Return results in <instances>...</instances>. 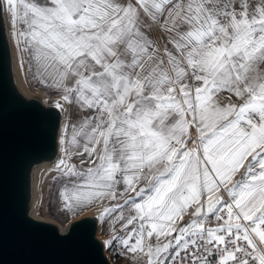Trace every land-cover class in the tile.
I'll return each instance as SVG.
<instances>
[{
  "label": "snow or ice",
  "instance_id": "1",
  "mask_svg": "<svg viewBox=\"0 0 264 264\" xmlns=\"http://www.w3.org/2000/svg\"><path fill=\"white\" fill-rule=\"evenodd\" d=\"M5 11L55 107L88 113L59 138L65 211L100 205L104 246L144 264H264V0Z\"/></svg>",
  "mask_w": 264,
  "mask_h": 264
},
{
  "label": "water",
  "instance_id": "2",
  "mask_svg": "<svg viewBox=\"0 0 264 264\" xmlns=\"http://www.w3.org/2000/svg\"><path fill=\"white\" fill-rule=\"evenodd\" d=\"M1 57L0 47V264H109L91 221L60 234L24 216L20 162L50 148L56 122L40 105L10 96Z\"/></svg>",
  "mask_w": 264,
  "mask_h": 264
},
{
  "label": "rangeland",
  "instance_id": "3",
  "mask_svg": "<svg viewBox=\"0 0 264 264\" xmlns=\"http://www.w3.org/2000/svg\"><path fill=\"white\" fill-rule=\"evenodd\" d=\"M11 43L14 45L11 35L10 38L7 37L5 27L2 22L0 23V47L2 50L1 65L2 70H4L5 73V84L7 89L9 91L15 90L13 74L14 71H17L20 82L24 86V89H26L25 91H28L32 95L29 97V102L35 105H40L36 98H39L42 95L44 97L45 105L47 106V109H45L44 111L54 117L56 122L57 116L55 113V104L58 100H60L59 93H57L54 89L45 87V85L42 84L38 78H35V74L37 72L36 65L34 63H30V57L28 56V54L18 51L15 45L11 49ZM21 64H23V68H21ZM61 103L63 102L61 101ZM64 107V114L68 119L66 123L68 125V134L70 136L72 131V124L78 122L82 118V116L88 115V113H81L75 104H65ZM40 108H42L41 105ZM71 163L75 164L78 168L81 167L80 158L78 157H73ZM55 175H57V173L53 171V169H51L45 172V174L40 176L38 179L39 198L36 201L37 203H35V207L37 208L39 217L52 220L54 222H57V224H60L61 226H65L71 220L73 221L81 216L93 212L98 221L100 245L103 246L102 249L104 250L106 257L108 258V261H110L112 264H144L143 259L138 258L133 261L130 256L123 255L119 247L109 249L104 246L103 241L110 235V226L107 224V222H101L98 218V210L101 207L100 205L93 204L91 206H85L82 209H77L75 213L65 211L60 200V191L66 185L68 187H71L73 181L68 179L54 181L53 176ZM27 182L28 181L26 177L22 176L21 191L24 201L28 196L26 189L29 182ZM107 204L108 201H105L104 206H106ZM91 222L93 223V225H95V222ZM118 228L119 225H117V229ZM121 235H123V233H121Z\"/></svg>",
  "mask_w": 264,
  "mask_h": 264
},
{
  "label": "bare ground",
  "instance_id": "4",
  "mask_svg": "<svg viewBox=\"0 0 264 264\" xmlns=\"http://www.w3.org/2000/svg\"><path fill=\"white\" fill-rule=\"evenodd\" d=\"M0 18L2 19L3 25L5 27L6 35L8 38H10L11 27H10V17L8 13L6 11L3 12ZM13 47L14 45L11 43L10 48L12 49ZM13 77L15 83V90L9 93L10 96L13 99H20L22 102H29L30 101L29 97L32 95L28 91H25L26 89H24V86L20 82L17 71H14ZM36 99L41 105L42 110L47 109V106L45 105L44 97L42 95L41 97ZM55 113L57 116V121L55 123V127L53 130V136H52L50 148L47 151L43 153L35 154L34 156L25 155L23 156L20 162L19 177L21 179L22 176H24L29 182L26 189L28 196L27 199L22 203L23 214L30 221L53 226L55 229H57V231L60 234H66L67 232H69L72 225H74L77 221H80L81 219H89L90 221L95 222L92 233L93 239L100 244V238H99L100 233H98L99 232L98 221L95 215L93 214V212L81 216L73 221L71 220L65 226H61L60 224H57V222H54L49 219H45L43 217L42 218L39 217L37 208L35 207V203H37L36 201L39 198V191H38L39 177L44 175L45 172L53 169L57 161L62 158L59 138L62 135L64 125L67 123L68 119L64 114V110L62 111L61 109L55 107ZM100 247L104 257L108 261V258L106 257L104 250L102 249L103 246L100 245ZM108 263L112 264L110 261H108Z\"/></svg>",
  "mask_w": 264,
  "mask_h": 264
},
{
  "label": "crops",
  "instance_id": "5",
  "mask_svg": "<svg viewBox=\"0 0 264 264\" xmlns=\"http://www.w3.org/2000/svg\"><path fill=\"white\" fill-rule=\"evenodd\" d=\"M233 99H235V98H233Z\"/></svg>",
  "mask_w": 264,
  "mask_h": 264
}]
</instances>
